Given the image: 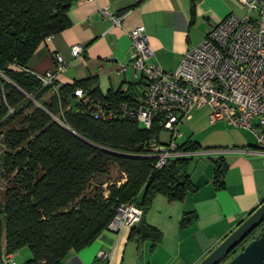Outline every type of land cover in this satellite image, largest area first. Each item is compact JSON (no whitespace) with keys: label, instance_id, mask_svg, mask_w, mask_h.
Listing matches in <instances>:
<instances>
[{"label":"trees","instance_id":"trees-1","mask_svg":"<svg viewBox=\"0 0 264 264\" xmlns=\"http://www.w3.org/2000/svg\"><path fill=\"white\" fill-rule=\"evenodd\" d=\"M197 2L191 0L192 15ZM72 3L0 0V185L5 184L0 188V264L4 252L24 247L33 256L27 264H64L71 251L90 246L108 229L120 205L133 201L143 216L130 240L150 241L155 247L163 232L144 219L154 199L161 195L170 203L183 202L195 190L191 158L155 168L147 147L161 133L157 124L148 130L132 119H103L75 96L80 88L117 109L123 103L135 105L129 90L103 95L95 79L55 90V83L45 87L26 70L47 38L70 27ZM201 149L192 139L178 147L183 153ZM227 168L223 159L215 162L214 182L220 189ZM195 218L185 213L180 227ZM255 233L248 242L260 236Z\"/></svg>","mask_w":264,"mask_h":264},{"label":"crops","instance_id":"crops-1","mask_svg":"<svg viewBox=\"0 0 264 264\" xmlns=\"http://www.w3.org/2000/svg\"><path fill=\"white\" fill-rule=\"evenodd\" d=\"M231 14L243 18L247 11L238 0H198L194 15L191 0H73L67 13L70 27L47 38L26 70L45 75L55 69L54 57L59 54L67 67L57 76L55 90L95 79L103 95L129 90L138 100L144 85L130 64L133 29H146L153 50L148 63L171 72L184 53L200 45ZM112 17L120 18V25ZM74 46L82 47L81 55H73ZM202 109L184 120L194 137L188 139L202 148L189 157L195 190L183 202L170 203L159 195L144 215L148 224L163 232L162 241L153 247L150 241L130 240L132 228L105 230L90 246L71 251L64 264H94L102 250L109 253L108 264H199L264 203V151L255 137L244 129H231L226 121L208 125L210 111L200 119ZM203 120L206 126L199 132L195 122ZM220 159L228 165L221 189L214 182L215 162ZM185 213L196 218L181 228Z\"/></svg>","mask_w":264,"mask_h":264},{"label":"built area","instance_id":"built-area-1","mask_svg":"<svg viewBox=\"0 0 264 264\" xmlns=\"http://www.w3.org/2000/svg\"><path fill=\"white\" fill-rule=\"evenodd\" d=\"M247 15L241 19L229 15L213 27L202 43L182 56L175 71L166 72L149 64L153 55L144 26L133 29L130 64L145 83L144 92L135 102L121 104L117 109L100 99H92L83 89L75 96L94 108L96 115L107 120L132 119L150 130L154 124L167 132V141L160 135L148 143V151L155 158V168H164L175 158H189L192 153L178 151L182 137L181 125L191 118L193 110L209 107V123L226 121L230 125L250 131L257 147L264 151V0H238ZM120 25V18L112 17ZM82 47L74 46L79 56ZM56 67L45 75H38L45 87L52 86L57 76L66 70V62L59 54L54 57ZM143 210L136 202L122 204L108 229L118 232L124 227L139 224ZM16 253L4 252L1 264H18ZM109 253L99 251L94 264H108Z\"/></svg>","mask_w":264,"mask_h":264},{"label":"water","instance_id":"water-1","mask_svg":"<svg viewBox=\"0 0 264 264\" xmlns=\"http://www.w3.org/2000/svg\"><path fill=\"white\" fill-rule=\"evenodd\" d=\"M263 224L264 203L199 264H221L228 259V264H264V229L259 237L247 242ZM237 249L240 252L233 256Z\"/></svg>","mask_w":264,"mask_h":264},{"label":"rangeland","instance_id":"rangeland-1","mask_svg":"<svg viewBox=\"0 0 264 264\" xmlns=\"http://www.w3.org/2000/svg\"><path fill=\"white\" fill-rule=\"evenodd\" d=\"M243 18H245V17H243ZM243 18H241V19H243ZM0 75L1 76H3L2 75V73H0ZM49 96V95H48ZM47 96V97H48ZM209 111L211 112V110H210V108L209 107H205L204 109H202L199 113H200V119H203L204 118V116H207L208 114H209ZM205 122V120H203V122H201V121H197V122H195V124L197 123L198 125H199V128L197 129V131L199 130V132H202L203 130H204V128H205V126L203 127V124L202 123H204ZM228 123V122H227ZM141 124V126L142 127H144L145 128V125L143 124V123H140ZM208 125H209V122H208ZM230 125V124H229ZM196 127H197V125H195ZM231 127V129H234V130H237V129H239V130H242V129H240V128H237V127H235V126H232V125H230ZM180 131H181V133H182V137L178 140V144H182V143H184L186 140H188V138L191 136V137H193V135H192V131H191V129H190V126L187 124V122L185 121L184 123H182V125H181V129H180ZM244 131H247V130H244ZM249 133H251L250 131H248ZM195 134V133H194ZM252 134V133H251ZM253 135V134H252ZM201 136V135H200ZM254 136V135H253ZM160 137H161V139L162 140H164V141H167L168 140V138H169V135H168V133L167 132H164V131H161V133H160ZM194 138V137H193ZM5 186V184L4 183H2L1 185H0V188H3ZM6 231H5V229H3L2 230V243L5 245V238H6V233H5ZM261 234V231H259V232H256L255 233V235H260ZM250 238H253V236L252 237H250ZM249 238V239H250ZM247 242H248V240H247ZM244 246V245H243ZM239 251H240V249H239ZM33 258V256H32V252H31V250L28 248V247H24V248H22V249H20V250H18L17 252H16V257H15V259H16V262L18 263V264H27L31 259ZM228 262H229V259L228 260H226V261H223L221 264H228Z\"/></svg>","mask_w":264,"mask_h":264},{"label":"flooded vegetation","instance_id":"flooded-vegetation-1","mask_svg":"<svg viewBox=\"0 0 264 264\" xmlns=\"http://www.w3.org/2000/svg\"><path fill=\"white\" fill-rule=\"evenodd\" d=\"M261 230H262V228H260V229L258 230V232L261 231Z\"/></svg>","mask_w":264,"mask_h":264}]
</instances>
